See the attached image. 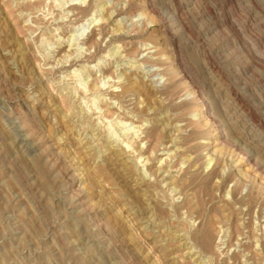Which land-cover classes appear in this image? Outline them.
<instances>
[{
	"label": "rangeland",
	"instance_id": "obj_1",
	"mask_svg": "<svg viewBox=\"0 0 264 264\" xmlns=\"http://www.w3.org/2000/svg\"><path fill=\"white\" fill-rule=\"evenodd\" d=\"M0 264H264V0H0Z\"/></svg>",
	"mask_w": 264,
	"mask_h": 264
},
{
	"label": "bare ground",
	"instance_id": "obj_2",
	"mask_svg": "<svg viewBox=\"0 0 264 264\" xmlns=\"http://www.w3.org/2000/svg\"><path fill=\"white\" fill-rule=\"evenodd\" d=\"M87 14V13H86ZM170 67V66H169ZM165 68V67H164ZM175 68V67H174ZM166 69V68H165ZM177 69V68H176ZM178 70V69H177ZM167 71V70H166ZM179 72V71H178ZM178 76V75H177ZM181 76V75H180ZM179 76V77H180ZM184 77V76H183ZM182 77V78H183ZM180 80H182V79H180ZM186 80V79H185ZM175 84V83H174ZM196 93V92H195ZM194 93V94H195ZM197 95V94H196ZM189 129V128H188ZM147 136H150V135H147V131H146V137ZM211 144V143H210ZM196 236H197V238H198V240H199V242H200V244L202 245V246H208L210 243H211V236H210V234H209V232L207 231V230H205V231H200V232H198L197 234H196ZM196 239V238H195Z\"/></svg>",
	"mask_w": 264,
	"mask_h": 264
}]
</instances>
